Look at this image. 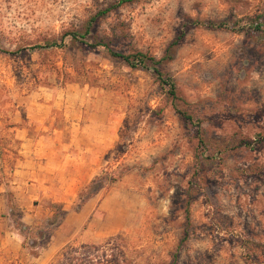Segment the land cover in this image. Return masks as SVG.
<instances>
[{"label":"rangeland","instance_id":"rangeland-1","mask_svg":"<svg viewBox=\"0 0 264 264\" xmlns=\"http://www.w3.org/2000/svg\"><path fill=\"white\" fill-rule=\"evenodd\" d=\"M118 1L0 0V48L17 51L0 53V264H27L37 256L29 244L35 231L21 235L13 224L19 211L9 190L19 158L14 131L42 123L66 134L80 109L96 111L98 123L106 114L110 130L122 121L134 130L125 132L130 141L123 155L113 150L116 133L99 168L131 167L102 189L118 198L126 227L93 244L69 242L49 264H169L173 253L175 264H264V142L227 152L197 179L194 134L149 72L68 40L63 49H24L58 39L108 9L93 34L121 53L158 59L168 50L161 67L182 99L178 107L199 122L204 139L253 140L264 135L263 33L197 26L176 46L169 44L186 21L258 23L263 29L264 0ZM37 201L48 209L49 199Z\"/></svg>","mask_w":264,"mask_h":264},{"label":"crops","instance_id":"crops-1","mask_svg":"<svg viewBox=\"0 0 264 264\" xmlns=\"http://www.w3.org/2000/svg\"><path fill=\"white\" fill-rule=\"evenodd\" d=\"M79 110V118L70 120L66 134L52 124L17 128V165L11 172L9 190L25 225L40 226L51 212L39 203L40 198L61 204L63 221L52 232L49 242L27 264H48L67 243L93 244L126 227V213L112 193L88 198L78 212L71 211L80 188L99 170L103 154L110 149L117 129L105 124L107 115ZM32 131L35 134H29ZM80 230V231H79ZM11 234L10 230L7 231ZM13 235V234H12Z\"/></svg>","mask_w":264,"mask_h":264},{"label":"trees","instance_id":"trees-1","mask_svg":"<svg viewBox=\"0 0 264 264\" xmlns=\"http://www.w3.org/2000/svg\"><path fill=\"white\" fill-rule=\"evenodd\" d=\"M130 1L132 0H119L117 5ZM107 10L108 9H104L103 11L93 14L83 23L81 28L66 31L58 39L44 40L35 45L24 47V49L34 50L36 52L51 48L63 49L67 46L64 40H68L70 43L80 44L90 48H99L105 53L108 59L118 61L129 69L149 72L154 81L157 83V86L162 90L165 97L169 100L172 110L183 120V123L186 127H188L189 131L194 134L195 138L193 139V153L195 162L197 163V166H199V169L196 167L193 175L197 179L198 176L200 179H202L205 170L210 166V164L221 160L227 152L235 150L238 147H248L255 149L264 142V135H256L253 140L248 141L234 136H231L227 140H221L218 142H211L210 140L208 141L207 139H204L202 137V131L199 127V122L194 120L191 115L187 114V112L181 110L178 107V102L182 103V99L177 95L172 77L167 72L163 71L161 67L164 61L170 59V55L167 53L168 50L158 59L140 51L121 53L113 50L105 38H97L93 34V29L99 17L107 12ZM197 26L221 31L261 32L264 36V28L262 29L261 25L258 23L238 26L235 22L228 24L223 21L211 20L186 21L181 25L178 34L171 41L169 47L176 46L184 36L186 30ZM0 53L13 55L17 54V51L10 52L0 48ZM126 131L132 132L134 130L130 129V127L126 125L125 121H122L121 126L117 129V137L119 142L115 143L113 147L114 152L120 153L121 155L125 154L130 141V138H123ZM130 168L131 167H128L124 163L115 164L113 167H110L107 164L104 165L85 185L80 188L71 207V211L78 212L88 198L97 194L100 189H104L118 181L125 173L130 170ZM192 187H194V185ZM188 204L189 202L186 201L183 207L184 226H186L188 219ZM47 207L51 214L45 217V223H43L42 226L29 227L23 224L20 221L21 212L18 210L15 211L13 224L20 234L22 235L21 231L23 229L25 231H35V235L33 237L35 239L33 240L36 241L31 240L29 242L30 247L35 250L32 253L33 256L38 255L39 251L45 248L49 242L53 230L62 223L65 215V210L59 203L49 202ZM12 210H14V208L10 207V211ZM185 239L186 229L183 228V236L180 242L184 241ZM61 249L55 254L53 259L58 256ZM175 260V253H173L171 255L169 264H175Z\"/></svg>","mask_w":264,"mask_h":264}]
</instances>
